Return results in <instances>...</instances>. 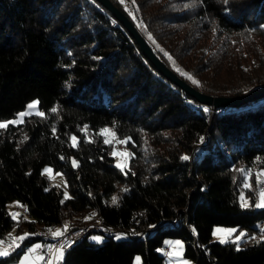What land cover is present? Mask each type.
<instances>
[{"label":"trees","instance_id":"obj_1","mask_svg":"<svg viewBox=\"0 0 264 264\" xmlns=\"http://www.w3.org/2000/svg\"><path fill=\"white\" fill-rule=\"evenodd\" d=\"M114 1L197 88L238 94L264 84V0ZM34 98L41 112L0 126V239L28 230L0 264L86 221L118 230H98L100 241L90 232L63 264H133L137 254L141 264H173L159 249L167 236L182 237L196 264H264V206L240 201L247 173L256 180L264 167V96L200 102L99 0H0V119ZM106 126L131 149L125 168ZM46 164L63 171L69 196L49 184ZM15 199L27 204L17 217ZM215 224L246 227L248 237L212 240Z\"/></svg>","mask_w":264,"mask_h":264},{"label":"rangeland","instance_id":"obj_2","mask_svg":"<svg viewBox=\"0 0 264 264\" xmlns=\"http://www.w3.org/2000/svg\"><path fill=\"white\" fill-rule=\"evenodd\" d=\"M124 1V0H123ZM126 1V0H125ZM124 1V2H125ZM129 2V1H128ZM131 5V3H130ZM42 109L39 105L38 98H34L27 103V105L21 109L16 115L0 119V126L6 125L9 122H19L24 119V117L33 112H41ZM102 132L106 135L107 141L114 142L113 154L115 155V163L125 168L129 164V159L132 155L131 149L126 145L124 138H114L113 129L111 126H106L102 128ZM71 139L73 143H77L79 136L75 133L72 134ZM43 173L49 177L54 184L60 185L63 187L64 196H69L71 194L68 186L67 180L62 170L55 169L53 165L46 164L43 168ZM250 173H247V180L244 184V188L240 191V201L245 206H255L262 207L264 206V167L257 169L256 180L251 179ZM119 192L116 191L112 194L110 199L112 201L117 200ZM21 203L18 200H13L9 204V209L14 216H19L20 210L18 206ZM91 222V221H86ZM83 224L84 222H80ZM78 223V224H80ZM68 224L66 225V227ZM248 229L246 227H238L237 225H222L215 224L212 232V240L226 241L229 239H234L237 241L238 245H242V241L248 237L246 233ZM12 240L11 242H16L17 239L23 238L28 230L17 231L16 228H13L12 231ZM256 236V234H254ZM106 235L101 231L92 230L89 234V239L94 241L102 240ZM117 238L126 237L127 233L120 231L115 234ZM38 242L31 244V248H34L38 245ZM168 247V248H167ZM160 251L165 254L166 260L169 263L173 264H196L193 257L185 254V240L180 236H167L165 238L164 244L159 247ZM10 253L8 244H6L3 239H0V255H6ZM35 255L29 250H26L23 253V257L28 255ZM142 257L140 254H137L134 258L133 264H141Z\"/></svg>","mask_w":264,"mask_h":264},{"label":"water","instance_id":"obj_3","mask_svg":"<svg viewBox=\"0 0 264 264\" xmlns=\"http://www.w3.org/2000/svg\"><path fill=\"white\" fill-rule=\"evenodd\" d=\"M118 18L130 33L136 38L143 53L157 66L159 71L184 90L196 97L200 102L214 106H240L255 98L264 96V84L238 94H216L203 91L183 78L176 70L168 65L157 53L149 40L140 31L132 17L114 0H99Z\"/></svg>","mask_w":264,"mask_h":264},{"label":"built area","instance_id":"obj_4","mask_svg":"<svg viewBox=\"0 0 264 264\" xmlns=\"http://www.w3.org/2000/svg\"><path fill=\"white\" fill-rule=\"evenodd\" d=\"M126 6H130V2L125 1ZM49 184L52 180L49 179ZM22 211H26L27 204L23 203L18 206ZM106 229L108 232H116L118 229L113 226H108L100 221L84 222L83 224H69L61 232L55 234H44L46 241H39V244L31 248V245L26 246L25 250L32 253H43V257L36 260L34 264H63L65 252L81 241L92 230L98 231ZM39 233L42 231L39 230ZM9 249L14 250L19 245L23 244L22 238H18L16 242L5 241ZM168 248V247H167Z\"/></svg>","mask_w":264,"mask_h":264},{"label":"crops","instance_id":"obj_5","mask_svg":"<svg viewBox=\"0 0 264 264\" xmlns=\"http://www.w3.org/2000/svg\"><path fill=\"white\" fill-rule=\"evenodd\" d=\"M37 242L39 243V241H37ZM23 253H22V255H23ZM34 254L35 255L31 254V255H28L26 257H23L21 255L17 260L12 261L9 264H34L36 260H38V259H40V258H42L44 256L43 253H34Z\"/></svg>","mask_w":264,"mask_h":264}]
</instances>
